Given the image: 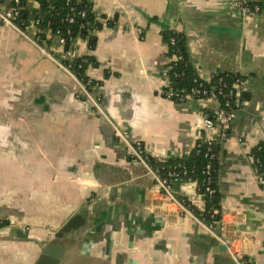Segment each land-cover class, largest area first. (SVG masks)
<instances>
[{
    "label": "crops",
    "instance_id": "crops-1",
    "mask_svg": "<svg viewBox=\"0 0 264 264\" xmlns=\"http://www.w3.org/2000/svg\"><path fill=\"white\" fill-rule=\"evenodd\" d=\"M88 1L95 16L114 21L101 24L93 49L83 38L74 44L77 56L98 63L85 72L99 82L90 90L99 110L77 97V82L55 61L0 21V264H35L48 245L59 264H237L233 255L264 264V184L252 156L264 143V9L244 19L227 0ZM169 28L185 33L199 77H243L248 99L224 134L203 125L218 100L161 94L170 58L159 30ZM114 127L154 158H179L213 137L220 223L209 230L164 203ZM173 190L203 210L195 181Z\"/></svg>",
    "mask_w": 264,
    "mask_h": 264
},
{
    "label": "built area",
    "instance_id": "built-area-1",
    "mask_svg": "<svg viewBox=\"0 0 264 264\" xmlns=\"http://www.w3.org/2000/svg\"><path fill=\"white\" fill-rule=\"evenodd\" d=\"M62 1L64 2V6L66 7L67 11L63 14V16H60V24H73L76 17L84 18L86 16L87 9L82 5L83 0ZM42 2L50 5L51 0H0V21L15 29L23 39L28 40L30 43H32L41 54L55 61L62 70L67 72L77 82L78 88L81 90L80 93H82L85 98L90 100V102L93 104L94 109L99 110V105L90 94V91L85 88V85L77 78V76L72 72L70 68V63L74 58L77 57L74 44L78 39H81V37L72 38L71 29L68 25L65 29L53 28L51 22L49 20H45L44 13L41 12ZM227 4L231 10L239 12V14L244 19L258 15L264 9V0H227ZM52 9H54L53 6L49 8V11ZM25 15L27 17H25ZM94 21H97L100 24L106 23V19L98 18L97 16H95ZM88 24H90L89 20L81 23L80 26L84 27ZM97 30L98 28L92 29L91 35H94ZM68 40L72 41L71 45H67ZM83 40L86 39L83 38ZM170 42L173 43V39H171ZM180 58L181 57L177 54H173L171 56L172 60H177ZM63 60H68V62L64 63ZM201 79L204 81H209L210 77L208 79ZM89 81L90 78L87 81V84H89ZM218 81L220 83L223 82L221 76L218 78ZM240 84L241 82L238 81L233 82L229 90V93L234 94L236 98L239 97V93L241 91L239 88ZM217 92H222V86H219V88H217ZM161 94L163 95V92H161ZM217 94L216 92L207 90L202 86V83H199L197 86H191L189 90L182 95L179 92L169 90L165 92L163 96L167 99L176 97L180 99L214 98L215 100H217ZM234 116L235 110L229 108V102L226 101L224 102L223 106H218L211 118L207 116L204 118V129L207 130L213 127H217L219 131L224 134ZM114 134L128 149L131 157L137 162L141 163L144 166L146 172L154 178L156 186L164 203L176 205L181 215H189L195 221L203 223L209 230H212L213 227L211 225L205 224L198 217H196L191 209L183 203L182 199L178 197V195L173 190V184L180 180L193 182V180H191V177L187 175L185 169H182L180 172L170 170L167 173L168 178H161L157 174V171L153 170L148 164L147 157L149 155L146 154L143 145L139 142V140H131L127 132L121 130L118 127H114ZM200 141L204 143L206 147L205 156H207L209 160H211L214 157L212 147L214 138L211 136L203 135V137L199 139L195 146H197ZM156 159L160 162L165 160V158L161 157ZM254 162L260 165L257 159L254 160ZM210 168L211 164L210 161H208L204 170L205 178L203 179L204 193L208 195H211L215 191L214 188L211 187L212 179ZM263 175L264 173L257 174V180L259 181V183L264 182L262 178ZM233 257L237 264H247V262H245L239 256L233 255Z\"/></svg>",
    "mask_w": 264,
    "mask_h": 264
},
{
    "label": "trees",
    "instance_id": "trees-1",
    "mask_svg": "<svg viewBox=\"0 0 264 264\" xmlns=\"http://www.w3.org/2000/svg\"><path fill=\"white\" fill-rule=\"evenodd\" d=\"M54 9L49 11L51 6ZM50 5L41 3V12L44 13L45 20H49L52 24L53 28L65 29L68 25L71 29V37H81L85 38L88 42V47L93 49L95 46L96 37L91 35V30L94 28H100L101 24L97 21H94L95 15L92 12L91 4L88 0H83L82 5L87 9L86 16L84 18L76 17L75 22L73 24H60L59 19L60 16L67 11L64 6V2L62 0H51ZM81 5V6H82ZM25 17H27L25 15ZM24 17V18H25ZM90 22V24L81 27V23L85 21ZM108 24H112L113 20H106ZM160 33L162 36V40L167 46L166 56L170 58L167 66V76H168V85L162 88L163 95L165 92L172 90L175 92H179L181 95L189 90L191 86H197L199 83H202V86L207 90L217 92V88L222 86V92L218 93L216 99L223 106L224 102H229V108L237 111L240 107L241 103L248 99V95L243 91H240L239 97L236 98L234 94H230L229 90L231 84L235 81L242 82L243 77L239 73L234 72H215L211 74L209 81H204L197 75L194 71L188 53H187V40L185 33L182 31H177L174 28L169 29H160ZM173 39V43L170 40ZM72 41H67V45H71ZM67 47V46H66ZM173 54L179 55L181 58L177 60H172L171 56ZM64 63H67L68 60H63ZM98 63L91 55L85 56H77L70 63V68L72 72L77 76V78L85 85V88L90 91L92 86L98 85V81H94L90 79L89 84L87 81L89 78L86 75V69L89 66L95 67ZM222 77L223 82L220 83L218 81L219 77ZM225 84V85H223ZM81 98H84L81 96ZM197 99V98H196ZM172 100L175 102H179L180 98L173 97ZM207 113V111H206ZM213 114L211 112L207 113V117L211 118ZM199 140L196 141V143ZM195 143V144H196ZM213 153L214 157L209 160L207 156H205L206 147L204 143L201 141L197 144V146H193L189 152L185 155H182L179 158L173 159H165L160 162L156 158L148 156L147 162L151 166L153 170L157 171V174L161 178H168L167 173L172 170L176 172H180L182 169H185L187 175L191 177V180L195 181L198 186V192L204 196V208L203 210L196 209L193 205L189 203V201L182 197L178 196L182 199L183 203L187 205L193 214L198 217L201 221H203L207 225H211L215 228L216 225L220 223L221 220V205H220V194L218 192L217 187V178H218V170H219V161H218V152L219 145L217 141L214 140L213 144ZM253 161L258 160V163H254V166L258 173H264V143H258L252 149ZM210 161L211 168V187L214 188V192L211 195L204 193V185L203 179L205 178L204 170L205 166ZM264 180V175L262 176ZM183 181V180H180ZM264 184V182H260ZM175 184V183H174ZM173 184V186H174ZM6 224L5 220L0 221V226ZM247 257H243V260L246 262Z\"/></svg>",
    "mask_w": 264,
    "mask_h": 264
},
{
    "label": "water",
    "instance_id": "water-1",
    "mask_svg": "<svg viewBox=\"0 0 264 264\" xmlns=\"http://www.w3.org/2000/svg\"><path fill=\"white\" fill-rule=\"evenodd\" d=\"M211 30V32H215V30H218L217 28L215 29V28H213V29H210ZM219 32H228L227 30H226V28H219V30H218ZM234 34H236V35H238V33H239V30L237 31V30H235L234 32H233ZM228 130H226L225 132H227ZM68 226H71V223H69L68 222V224L65 226V227H62V228H60V230L58 231V233H57V236L58 237H62V233H63V231L65 230V228H67ZM111 244H112V242L110 241V243H109V246H111ZM227 246H228V243H223V242H220V244H219V250H221V251H225L226 249H227ZM85 247H86V244H85ZM84 247V248H85ZM50 247H49V245L47 246V248H45L44 249V251H43V253L39 256V258H38V260L36 261V263L35 264H59V262H60V259H61V257H59V255H57V257L55 256V255H51V254H49V249Z\"/></svg>",
    "mask_w": 264,
    "mask_h": 264
},
{
    "label": "rangeland",
    "instance_id": "rangeland-1",
    "mask_svg": "<svg viewBox=\"0 0 264 264\" xmlns=\"http://www.w3.org/2000/svg\"><path fill=\"white\" fill-rule=\"evenodd\" d=\"M80 90V89H79ZM81 92V90L77 93V97H79V98H81V96H83L84 97V95L82 94V93H80Z\"/></svg>",
    "mask_w": 264,
    "mask_h": 264
}]
</instances>
